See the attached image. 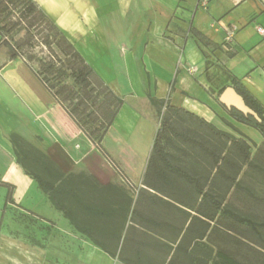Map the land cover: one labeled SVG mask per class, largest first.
Masks as SVG:
<instances>
[{
    "label": "crops",
    "instance_id": "crops-1",
    "mask_svg": "<svg viewBox=\"0 0 264 264\" xmlns=\"http://www.w3.org/2000/svg\"><path fill=\"white\" fill-rule=\"evenodd\" d=\"M35 1L111 90L124 99L108 132L114 128L126 139L143 133L140 140L144 150L134 164L141 163L140 159L151 151L148 167L158 155L168 170L196 182L166 158L162 142L156 150V138L163 129L162 138L167 143L173 134L204 152L202 146L209 149L203 142L176 130L167 119L154 128L155 132L149 128L140 131L141 120L148 115L150 106H155L159 113V105H163L168 112L189 116L199 126L207 127L220 143V136L209 125L245 139L256 152L258 146H264L263 133L238 120L236 108L219 101L224 89L232 86L258 113L260 119L253 116L254 119L264 121V35L257 30L259 25L264 27V0H208L206 4L202 0ZM231 27L237 29L233 40L227 42L226 28ZM197 35L208 44L198 41ZM206 52L221 66V76L216 80L211 76V72H216L214 66L207 69ZM151 98L157 99V105ZM13 133L27 135L64 172V179L78 167L97 169L101 164L103 153L92 147L88 136L25 60L10 58V50L0 36V264H137L100 238L116 237L114 234L95 231L81 223L71 208L68 209L78 224L91 231L93 237L65 214L69 219L66 221L54 208L49 213L40 211L57 220L42 218L45 233L40 231V251L31 254L30 247L12 235L10 230L18 223L11 201L27 212L28 207L35 208L28 201L35 197L39 187L18 162L11 141ZM208 151L216 157L225 154ZM220 162L221 159L218 166ZM40 196L49 200L41 188ZM83 206L92 214L104 216L117 210Z\"/></svg>",
    "mask_w": 264,
    "mask_h": 264
},
{
    "label": "rangeland",
    "instance_id": "rangeland-1",
    "mask_svg": "<svg viewBox=\"0 0 264 264\" xmlns=\"http://www.w3.org/2000/svg\"><path fill=\"white\" fill-rule=\"evenodd\" d=\"M19 15L16 13L12 19L16 21ZM23 35L24 31H20L16 38ZM205 56L207 69L214 66L216 70L211 72V76L215 80L220 78V64L211 53L206 52ZM158 109L161 113L155 106L148 107L149 112L141 120L140 131L149 128L155 132L154 128L167 119L176 130L203 142L215 153L227 152L228 147L223 149L222 142L213 137L207 127L199 126L194 119L181 112H168L163 105H159ZM17 135L43 151L31 143L27 135ZM142 135L139 132L126 139L114 128L107 131L101 141L107 157L102 154L97 169L78 167L71 171L66 179L57 184L59 201L66 208H71L81 223L95 231L114 234L116 237L100 238L106 240L113 250L119 251L122 257H129L137 264H214L219 259L220 250H226L244 264H264V228H260L261 237L248 224L222 214L204 197V192L214 194L236 212L263 222L264 172L248 167V163H243L234 152L231 153L230 157L242 164L237 179L255 192L256 197H253L243 188L235 189L225 175L217 172L215 155L202 151L199 146H191L188 141L173 134L172 140L167 143L160 132L159 143L164 144L166 158L197 180L190 182L168 170L161 158L155 156L156 150L155 162L151 166H147L151 151L140 159L141 163L134 164L144 150L140 140ZM91 145L96 147L93 142ZM250 150L251 157H254L256 148L251 145ZM256 161L264 169V148ZM29 166L48 178L39 164L29 162ZM222 166L227 173H235L228 165L222 163ZM36 189L35 197L28 204L37 209L27 206L25 212L11 201L18 227L10 232L30 247L31 254L40 251V231L45 233L42 218L57 222L54 216L45 213L54 208L69 221L64 210L56 207L48 195L49 200H45L44 196L42 198L40 188ZM83 204L107 209L117 207V210L111 216L97 215L87 211Z\"/></svg>",
    "mask_w": 264,
    "mask_h": 264
},
{
    "label": "trees",
    "instance_id": "trees-1",
    "mask_svg": "<svg viewBox=\"0 0 264 264\" xmlns=\"http://www.w3.org/2000/svg\"><path fill=\"white\" fill-rule=\"evenodd\" d=\"M20 8L22 9L20 10ZM18 10L20 11L18 12ZM16 13H20V15L16 17L15 21L12 18H15ZM20 31H24V35L16 38V34ZM0 36L3 37L4 44L10 50V58L20 57L25 60L35 76L107 157L101 147V141L112 126L124 104V99L116 95L102 80L57 23L35 0H0ZM197 39L202 44H208L199 35H197ZM38 47L40 49L36 50ZM151 100L153 104L157 105V99L151 98ZM234 112L238 116V120L254 126L264 135V121L259 122L253 116L244 115L236 109ZM209 126L214 134L220 136L223 149L230 142L227 152L216 157V163L219 159L222 160L221 165L217 167V172L225 175L229 183L235 186V189L243 188L251 196L256 197L255 192L250 187L243 186L237 179L236 175L241 172L242 164L230 155L234 152L243 163H248V167L264 172L263 167L256 161L264 146H258L256 154L251 157V145L245 139L236 138L227 132ZM160 132L162 134L163 129H160ZM160 132L155 144L156 150L159 145ZM11 141L14 144L18 162L23 166L25 172L36 180L39 188L51 198L56 207L64 210L65 214L79 229L88 232L93 237L92 232L80 226L72 212L58 199L56 183L64 179V172L49 155L34 148L17 134L11 135ZM254 145L257 146L255 143ZM202 147L205 151L209 150L204 146ZM208 152L212 153L211 151ZM29 162L39 164L48 178L32 170ZM222 163L228 165L235 173H227ZM204 197L205 199L208 198L222 214L228 215L237 222L248 224L254 232L262 237L260 228H264V221L258 222L252 217L236 212L208 192L205 193ZM218 257L219 259L214 264H244L226 250H220Z\"/></svg>",
    "mask_w": 264,
    "mask_h": 264
},
{
    "label": "water",
    "instance_id": "water-1",
    "mask_svg": "<svg viewBox=\"0 0 264 264\" xmlns=\"http://www.w3.org/2000/svg\"><path fill=\"white\" fill-rule=\"evenodd\" d=\"M219 101L229 108L234 107L245 115L254 116L257 120L260 119L258 113L245 103L242 96L232 86L224 89L219 97Z\"/></svg>",
    "mask_w": 264,
    "mask_h": 264
},
{
    "label": "built area",
    "instance_id": "built-area-1",
    "mask_svg": "<svg viewBox=\"0 0 264 264\" xmlns=\"http://www.w3.org/2000/svg\"><path fill=\"white\" fill-rule=\"evenodd\" d=\"M207 1H208V0H202V2H203L204 4H206ZM236 29H237V27L226 28V33H227V34H226V41H227V42H231V41L233 40V37H234L235 32H236ZM257 30H258V32H259L260 34L264 35V27H263V26H260V25L257 26ZM191 71L194 72L195 69L192 68Z\"/></svg>",
    "mask_w": 264,
    "mask_h": 264
}]
</instances>
